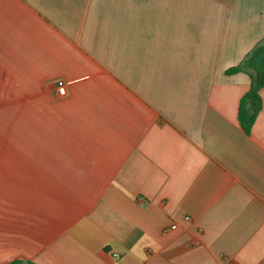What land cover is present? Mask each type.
Masks as SVG:
<instances>
[{
	"label": "crops",
	"instance_id": "0c3cea01",
	"mask_svg": "<svg viewBox=\"0 0 264 264\" xmlns=\"http://www.w3.org/2000/svg\"><path fill=\"white\" fill-rule=\"evenodd\" d=\"M260 43L264 0H0V264H264Z\"/></svg>",
	"mask_w": 264,
	"mask_h": 264
},
{
	"label": "trees",
	"instance_id": "16d2710c",
	"mask_svg": "<svg viewBox=\"0 0 264 264\" xmlns=\"http://www.w3.org/2000/svg\"><path fill=\"white\" fill-rule=\"evenodd\" d=\"M241 72L249 76L250 88L240 102L238 120L243 131L249 135L262 109L260 92L264 88V43L253 49L241 64L227 70L229 75ZM10 264L34 263L15 261Z\"/></svg>",
	"mask_w": 264,
	"mask_h": 264
},
{
	"label": "built area",
	"instance_id": "2783aa9c",
	"mask_svg": "<svg viewBox=\"0 0 264 264\" xmlns=\"http://www.w3.org/2000/svg\"><path fill=\"white\" fill-rule=\"evenodd\" d=\"M60 91H61V94H63V95L65 94V89L64 88H60ZM177 228H178V224L174 223L170 227L166 228L164 232L166 233V232H169L171 230H175Z\"/></svg>",
	"mask_w": 264,
	"mask_h": 264
}]
</instances>
